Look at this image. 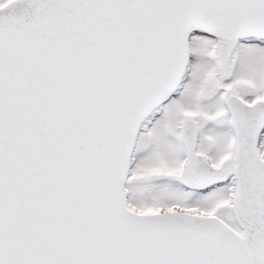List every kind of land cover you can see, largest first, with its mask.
<instances>
[{
	"label": "snow or ice",
	"instance_id": "snow-or-ice-1",
	"mask_svg": "<svg viewBox=\"0 0 264 264\" xmlns=\"http://www.w3.org/2000/svg\"><path fill=\"white\" fill-rule=\"evenodd\" d=\"M0 264H264V0H0Z\"/></svg>",
	"mask_w": 264,
	"mask_h": 264
}]
</instances>
